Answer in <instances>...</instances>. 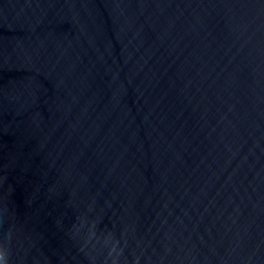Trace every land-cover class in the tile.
<instances>
[{"label":"water","instance_id":"95a60500","mask_svg":"<svg viewBox=\"0 0 264 264\" xmlns=\"http://www.w3.org/2000/svg\"><path fill=\"white\" fill-rule=\"evenodd\" d=\"M0 264H264V0H0Z\"/></svg>","mask_w":264,"mask_h":264}]
</instances>
